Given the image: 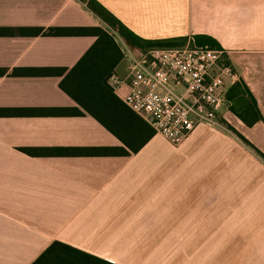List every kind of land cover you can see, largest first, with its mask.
Wrapping results in <instances>:
<instances>
[{"label":"crops","instance_id":"0c3cea01","mask_svg":"<svg viewBox=\"0 0 264 264\" xmlns=\"http://www.w3.org/2000/svg\"><path fill=\"white\" fill-rule=\"evenodd\" d=\"M99 11L142 38L209 36L234 64L256 57V86L239 79L262 119L219 113L264 153V0H0V264H30L54 240L114 264H264V161L225 125L131 151L88 113H24L75 105L43 72L96 36L48 30L109 31ZM88 147L127 153L76 150Z\"/></svg>","mask_w":264,"mask_h":264},{"label":"trees","instance_id":"16d2710c","mask_svg":"<svg viewBox=\"0 0 264 264\" xmlns=\"http://www.w3.org/2000/svg\"><path fill=\"white\" fill-rule=\"evenodd\" d=\"M105 21L125 41L136 54L153 47H178L186 42L219 48L216 40L209 36L195 35L192 39L186 36L146 39L128 29L117 18L108 12L99 11ZM41 31V30H38ZM51 34H91L96 39L70 67H55L45 69L43 73L56 75L59 87L75 102L71 107H53L33 109L29 112L42 115H82L88 113L97 119L111 133L117 136L131 151H136L154 134L153 129L137 113L130 109L113 91L109 84V77L115 72L116 64L122 59V53L114 36L99 26L57 27L48 30ZM242 94L246 99V106L234 110L230 101ZM225 102L229 109L247 126L262 119L256 99L242 79L237 80L225 91ZM223 125L236 137L264 160V153L252 144L243 134L227 124L221 118ZM58 152L70 153L73 149L56 148ZM86 152H123V147L76 148ZM45 153V152H44ZM30 264H114L93 255L79 251L64 242L54 240Z\"/></svg>","mask_w":264,"mask_h":264},{"label":"built area","instance_id":"2783aa9c","mask_svg":"<svg viewBox=\"0 0 264 264\" xmlns=\"http://www.w3.org/2000/svg\"><path fill=\"white\" fill-rule=\"evenodd\" d=\"M109 32L125 61V73L114 72L109 84L154 134L179 145L199 124L223 125L225 91L239 77L222 49L186 42L136 54L117 32Z\"/></svg>","mask_w":264,"mask_h":264},{"label":"rangeland","instance_id":"374dc122","mask_svg":"<svg viewBox=\"0 0 264 264\" xmlns=\"http://www.w3.org/2000/svg\"><path fill=\"white\" fill-rule=\"evenodd\" d=\"M228 58V59H227ZM228 64L232 67V69L236 72V74L239 77V74H245L246 72V78L247 80L252 83L253 85L256 86V81H257V60L256 57H251L249 59H245L242 62V65L239 66L237 64H234L229 57H226ZM125 61L122 59L119 64L117 65V74L119 76H122L124 74L125 70ZM246 71V72H245ZM245 72V73H244ZM240 78V77H239ZM221 110H225L228 113H232V111L228 108V106L225 104L220 108ZM236 137V136H235ZM237 140H239L256 158L261 160V158L253 151L251 150L245 143H243L238 137H236ZM263 160V159H262ZM261 160V161H262ZM264 161V160H263Z\"/></svg>","mask_w":264,"mask_h":264},{"label":"water","instance_id":"95a60500","mask_svg":"<svg viewBox=\"0 0 264 264\" xmlns=\"http://www.w3.org/2000/svg\"><path fill=\"white\" fill-rule=\"evenodd\" d=\"M230 103L233 106L234 110H240L246 106V99L242 94H239L236 97L232 98Z\"/></svg>","mask_w":264,"mask_h":264}]
</instances>
